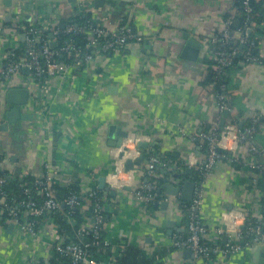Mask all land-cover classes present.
I'll return each mask as SVG.
<instances>
[{
	"label": "crops",
	"instance_id": "0c3cea01",
	"mask_svg": "<svg viewBox=\"0 0 264 264\" xmlns=\"http://www.w3.org/2000/svg\"><path fill=\"white\" fill-rule=\"evenodd\" d=\"M18 1L13 0V4ZM90 2L94 4V0H26V7L34 10L42 6L46 13L52 7L51 17L68 18ZM106 5L111 6L106 26L113 30L126 23L143 38L142 43L130 41L126 47L111 51L94 71L71 68L64 75L54 77L46 114V119L54 125L51 130L38 134L32 102L23 105V112L32 114V120L21 119L10 124L8 131H0V145L5 151V160L0 163L2 170L15 172L21 168L23 176L34 174L39 171L44 151L60 175L59 186H67L65 180L71 177L87 191L99 187V178L106 176L109 193L116 191L104 203L107 212L104 234L112 243L106 248L109 253L118 255L126 245L133 244L147 255H154L156 264H260L262 250L257 246L211 259L195 258L187 255V250H177L174 238L187 232L178 197L173 196L168 207L156 202L147 211V206L133 193L135 187L147 182L145 149L155 145L167 156L170 167L158 170L156 178L163 180L160 184L156 181L158 188L166 182L182 185L192 180L196 171L186 165L188 178H184V163L191 157L203 159L202 148L191 137L205 124L222 127L236 123L242 129L252 115L261 113L259 130L247 143L238 145L240 165L220 161L202 183V220L209 229L205 238L209 244H218L220 240L226 243L228 234L217 235L216 230L225 228L229 215L237 217L241 228L247 220L243 221L242 214L251 215L259 210L258 214L264 215V65H242L231 72L228 87L233 90L230 92L232 111L228 113L217 111L214 94L203 84L209 60L206 39L215 29L223 27L233 3L229 0H109ZM8 8L0 0V12ZM185 32L202 44L197 61L180 57L186 44ZM262 39L264 50V36ZM19 42L20 36L9 30L0 33V50L15 47ZM16 86L14 81L13 87ZM5 94L0 93V123L6 121L9 110ZM112 124L127 130L130 135L124 144L144 155L140 168L124 169L117 179L111 174L121 166L119 154L123 146L110 145ZM132 136L138 141L130 140ZM139 142L148 145L141 147ZM228 142L234 143L231 139ZM250 143L260 148L261 153L249 154ZM252 163L262 165V170ZM189 168L194 172L189 173ZM129 176L131 180H127ZM115 180L126 181L118 184ZM166 193L163 188L162 194ZM10 224L8 220L0 222V264H29L33 259L51 257L52 229L56 224L53 216L43 217L42 232L36 238L19 232L15 226L9 230Z\"/></svg>",
	"mask_w": 264,
	"mask_h": 264
},
{
	"label": "built area",
	"instance_id": "2783aa9c",
	"mask_svg": "<svg viewBox=\"0 0 264 264\" xmlns=\"http://www.w3.org/2000/svg\"><path fill=\"white\" fill-rule=\"evenodd\" d=\"M233 3L234 0H229ZM244 12L250 15L253 12L251 0H242ZM82 10H91L96 14V18L99 20V25H96L91 30V40L86 45V50L82 51L77 47L75 42L70 41L55 50L52 48L50 40H43L41 51L33 46L34 40L30 36L32 33H38V36H42V30L50 29L54 34H57L58 30L54 28L55 23L48 21L43 18L45 8L40 6L36 9H28L26 7V0H20L14 3L11 7L0 12V33L9 30L11 34L16 36L19 32L16 28L17 23H20V28L24 31L25 38L27 39L28 48L26 50L25 57L17 59L15 57V47H3L0 50V93L8 91L13 87L14 81H16V87H24L29 90V100L34 106V116L36 120L38 134L43 130H51V121L46 119V114L49 111V99L51 98L53 91L51 89V81L57 75L61 76L68 72L69 69H75L77 71L83 64L84 69L88 71H94L97 63L105 60L108 56V52L115 49L124 48L129 45L130 41H136L142 43L143 38L137 36L132 32L131 27L128 24H121L118 28L110 30L106 26L108 13L111 10V6L105 5L101 8H95L94 4L90 2L88 5H82ZM242 12L234 6L229 12V16L225 18L223 27L215 29L210 36L207 37L206 41L208 50L206 51L209 60L213 61L212 68L218 73V76H227L228 67L232 65L235 55L237 54L236 49L221 48L219 43L229 42L234 35L240 38L242 44H248V48L243 55L241 65L248 64H261L264 65V50H263V39L258 38L257 48L258 53L254 54L251 51V47L256 43L249 39L250 33L254 30V23L250 20H245L244 29H234L235 21ZM7 14H11V20L13 27L6 28L5 23ZM31 15V19L39 22L43 19L42 27L37 29L32 27L30 24H22L21 21L26 18L27 15ZM248 17V16H247ZM67 32L85 31V27H75L74 25H68L66 28ZM218 31V32H216ZM105 39L104 41L102 39ZM66 54L67 57H71V62H64L56 58L57 55ZM28 69V73L23 70ZM213 85V84H212ZM228 86H223V93H214L215 106L219 113H228L232 111L230 104V90ZM1 113V112H0ZM262 115L261 113H255L252 115L249 121V125L244 128H239L236 123L224 124V128L221 129L218 124H212L209 129L201 130L197 135L191 137L192 141H199L200 145H207V151L203 156L202 160L196 157H191L184 165H190L196 170L202 173L203 178L197 180L196 188L191 201L189 204L181 208V213L187 214V220L185 227L188 233L186 239H181L176 236L174 238V245L177 250L184 252L185 250H192L195 258H206L211 259L212 255H227L241 251L248 247L263 246L264 245V228L261 224L251 226L249 231L255 234L253 240L249 243H243V229L240 226L237 217L229 215V219L226 222L225 228H218L216 230L217 235L228 234V240L224 246L218 244H209L206 240V235L209 232L207 225L202 220V205H203V186L202 183L207 173L220 161L233 164L234 162L241 163V158L238 156L237 150L238 145L247 143L249 137L254 135L261 126ZM54 124V123H52ZM133 141L138 139L129 138ZM233 140L234 143L231 145L228 140ZM231 145V146H229ZM123 156L120 157V163L117 170L111 174V177L117 179L124 172L125 161L129 158L135 159L141 155L139 149H132L126 144L123 145L121 151ZM247 152L251 155L261 153V149L258 148L254 143H250L247 146ZM40 168L38 172H35L34 180L32 185L35 190L42 196L41 200H37L34 196L32 188L28 184H23L24 197L21 199L14 195H9L4 189L6 179L0 177V216H7V220L14 222L15 228L22 233L28 234L31 237H38L42 232L41 220L45 216L46 211H57L61 207V201L57 197L55 185L60 180V175L53 167L49 155L47 152L42 151V158L40 162ZM169 162L166 158L156 153H150L147 156V163L145 166V177L147 182L134 188L133 193L139 202L147 205L149 201H155L158 196L157 202L169 201L173 196L168 194L157 193V182L156 177L158 170L161 168L170 167ZM253 167H257L262 170V165L252 163ZM140 168V167H138ZM178 168V166H176ZM136 170V169H135ZM131 171H134L131 170ZM28 175V174H27ZM128 177L127 180H131ZM65 180V179H64ZM63 180V182H64ZM73 179L67 177L65 182L69 185ZM126 181V180H125ZM124 181V182H125ZM124 182H118L121 184ZM98 186H93L87 189L85 194L80 195L76 192H71L64 200L65 205L70 209V214L74 209L80 208L84 211L89 207V204H83V199H86L88 203H94L95 208L93 211V217L88 218V222L83 224L77 231L76 240L70 239L66 235H62L59 232V226L56 224L52 229V241L50 243V250L52 255L54 252H58L61 257L68 259L67 264H117L116 254H107L103 257H97L96 254L101 250V243L105 247H109L112 243L109 239L102 238L104 232V206L100 203L105 201L106 197H102L98 193ZM86 207V208H85ZM257 215L248 213L242 214L243 221L249 216L262 218ZM92 232V239H85L84 236ZM240 240V241H239ZM100 247L97 252L94 251V247ZM50 257V258H51ZM50 258L43 260L33 259L29 264H53L50 263ZM58 261V260H57ZM60 264V263H58Z\"/></svg>",
	"mask_w": 264,
	"mask_h": 264
},
{
	"label": "trees",
	"instance_id": "16d2710c",
	"mask_svg": "<svg viewBox=\"0 0 264 264\" xmlns=\"http://www.w3.org/2000/svg\"><path fill=\"white\" fill-rule=\"evenodd\" d=\"M234 6L239 10V12H242L241 15H239L237 17V19H239L241 21L239 27H235V25H233L234 29L236 30H242L240 29L241 27H243L244 29V22L245 20H250L251 22H253L255 25L254 30L250 33L249 35V39L251 41H254L256 43V41H258V38H261L264 36V0H251V4L253 7V12L250 15H247L244 12V8H243V4H242V0H234L233 1ZM78 11L77 13H75L74 15L68 17V18H58V16H54L50 18H46L48 21H53L55 23L54 28L58 30L57 34H54L53 31H51L50 29H44L42 30V36L39 37L38 33H32L30 36L33 38L34 40V44L33 46L37 49V51H41V47L43 45V40H50L51 43L53 41H56V45L52 46L53 49L58 50L60 49V47H62L63 45H65L66 43L73 41L75 42V44L77 45V47L79 49H81L82 51H85L86 49V45L87 43L91 40V30L94 26L99 25V20L96 18V14L91 11V10H82ZM45 13L43 18H45ZM229 16V13L226 14V17ZM248 16V17H247ZM58 18V19H56ZM43 21V19L41 20ZM39 22V19L36 21H33L32 19L27 20V18H24L22 22V24H30L32 23V27L37 29L39 27H42V22ZM13 23L12 20L7 21L5 23V26L7 29H9L10 27H13ZM125 24V23H124ZM68 25H74L75 27H85V31H76V32H67L66 28ZM16 28L19 32L20 36V42L18 47L13 50V52L15 53V57L17 59H21L23 57H25L26 55V50L28 48V43H27V39H21V36L24 34V31L20 28V23H17ZM218 32V31H216ZM51 34H53L54 36L51 37ZM103 41L105 40L104 38L102 39ZM221 48H226V49H236L237 50V54L234 57L233 63L232 65H230L227 69L228 71V75L227 76H218V73L216 71L213 70L212 63L213 61H209L208 60V68H207V72L205 75V78L203 80V84L210 87L209 90L214 94H221L223 93V86H229L230 84V75L231 72L237 68V67H241V60L243 59V55L245 53V51L248 48V44H242V42H240V38L236 37L234 35V37L227 43H219ZM257 43L255 45H253L251 47V51L254 54L258 53V48H257ZM89 50V49H86ZM111 53L108 52V55ZM56 58L58 60L64 61V62H71L72 58L71 57H67L66 54H60L57 55ZM84 68L83 64L81 65L80 69H78L77 71H82ZM213 84V85H212ZM228 95L230 96V104H231V95L230 93H228ZM232 106V105H231ZM212 124H205L203 126V130H207L209 129V127ZM249 125L246 124L245 126ZM225 125H223L222 127H220L221 129L224 128ZM253 136V135H252ZM250 136V138L252 137ZM197 144L200 145L199 141H197ZM200 147L202 148L203 154L206 153L207 151V145L203 144L200 145ZM145 154L148 156L150 153H156L161 155L162 157H166L164 154H162L159 149L157 148V146H152L151 149H145ZM5 151L1 148L0 145V163L4 162L5 160V155H4ZM234 166H239L240 163L239 162H234L233 163ZM183 168V177L184 178H188L187 174L185 173V165L182 166ZM0 177H3L6 179L5 181V185H4V189L5 191H7V193L11 196L14 195L15 197L21 199L22 197H24V193H23V184H28V186L30 188H32V191H34L33 196L37 199V200H41L42 196L39 194L38 191L35 190V187L32 185L34 178L33 174H28V175H19L16 176L15 172L13 171H9V170H2L1 166H0ZM203 178L202 173L198 170L195 171V173L191 176V179L194 181L197 180H201ZM158 184L162 183L163 180L162 178H156L155 179ZM55 188H56V192H57V197L59 198V200L61 201V207L59 210L57 211H46L45 215H50L53 216V218H55V223L57 226H59V232L62 235H66L67 237H69L70 239H77L76 235H77V231L78 229L85 224L86 222H88V218L89 217H93V211L95 208L94 203H88V201L86 199H83V204H89V207L86 208L87 211H81L80 208H76L73 210V212L70 214V209L66 206L63 205L65 198L71 193V192H76L79 193L80 195L85 194L86 191L82 190L80 184L76 181H72L69 185L67 186H59L57 183L54 184ZM98 193L100 196L102 197H106L107 199L109 198H113V195H111L108 191V189L105 190H101L100 188H98ZM158 199H161V196H158V198L155 201H149L147 203V211L151 210L154 206V204L158 201ZM102 204V206H104L105 201H101L100 202ZM189 204L188 202H182L181 203V208L184 209V207H186V205ZM262 212L264 214V204L262 207ZM184 221L186 222L187 220V214L184 212ZM104 219L106 221L107 219V212L104 211ZM7 220V216L2 215L0 216V222L4 223ZM257 224H261L262 227L264 228V215L262 218H258V217H252L249 216L246 220V224L245 227L242 228L243 229V238L241 239V241L243 243H249L253 240V238L255 237V234H253V232L249 231L251 226H255ZM181 236H179L181 239H186V237L188 236V233L185 232L183 234H180ZM106 235L103 232L102 238H105ZM85 239L91 240L92 239V232H90L89 234L84 236ZM240 241V240H239ZM209 243V242H208ZM212 244V243H210ZM213 245V244H212ZM218 245L224 246L225 243H222V241L220 240ZM101 247V250L99 252H97V250ZM100 247H94V251L97 252L96 256L97 257H103L105 255H107V253H109L108 251H106V248L103 245V242L101 243ZM110 254V253H109ZM215 255H212V257ZM155 256L152 255H147L143 250L139 249L136 245L133 244H128L125 246L124 250H122L120 252V254L117 255V264H156L155 262ZM211 257V258H212ZM41 260L45 261L44 258H42ZM58 260V261H57ZM50 263L53 264H67L69 261L67 258L65 257H61L59 255L58 252H54L53 256L50 258Z\"/></svg>",
	"mask_w": 264,
	"mask_h": 264
},
{
	"label": "water",
	"instance_id": "95a60500",
	"mask_svg": "<svg viewBox=\"0 0 264 264\" xmlns=\"http://www.w3.org/2000/svg\"><path fill=\"white\" fill-rule=\"evenodd\" d=\"M4 4L7 7H11L13 5V0H3ZM109 0H94V6L95 8H101L104 7ZM53 12L52 7H49L48 9V13H46L45 17L49 18L50 14ZM27 20L31 19V15H27L26 16ZM11 20V14H7L6 16V21H10ZM241 21L239 19H237L235 21V27H239ZM248 33H251V30H248ZM54 35L51 34V37H53ZM184 37L186 39V44L180 54V57L186 60H191V61H197L199 54H200V49L202 47V44L197 41L196 39L190 37L189 33L185 32ZM25 35L23 34L21 36V39H24ZM52 46L56 45V41H53ZM25 73H28V69H24L23 70ZM5 96L7 98V102H8V106H9V110L7 111L6 114V121H4L3 123H0V131H8L10 128V124L12 123H16L21 119H25V120H32L33 115L30 113H25L22 110L23 105L30 103L29 100V90L27 88L24 87H11L8 91L5 92ZM243 126V124L241 123V127ZM130 135V133L123 129L122 127L116 125V124H112L110 126V133H109V137H110V145L121 148L125 142V139L128 138ZM139 146L141 147H146L148 145V143L145 142H139L138 143ZM120 157L123 156V153L120 152ZM144 155H140L138 157H136L135 159L129 158L125 161V170L126 171H130L135 169V167H140L142 165V161H143ZM189 173L194 172V169L189 168L188 169ZM22 173V169L21 168H17L15 170V175L19 176ZM177 177H181L179 174L177 175ZM99 188L101 190H105L107 189V180H106V176H101L99 178ZM163 188L166 189V194L171 195V196H176L178 197L177 202L178 203H182V202H188L191 201L195 192V188H196V182L194 180H186L184 181V183L182 185H175L171 182H166L162 187H159L156 191L159 194H162L163 192ZM110 193L112 195L116 194V191L111 190ZM162 205L165 207H168L169 205V201H164L162 202ZM157 206H159V203H157ZM172 223H176L175 221H172ZM178 225H181L182 223L178 222ZM14 227V222H11L10 224V229H12ZM245 227V224L242 226ZM184 230V229H182ZM228 237V236H227ZM227 237H225V239L227 240ZM258 248H261V256L262 259H260V264H264V245L263 246H257ZM186 254L188 255H193V251L192 250H187Z\"/></svg>",
	"mask_w": 264,
	"mask_h": 264
},
{
	"label": "bare ground",
	"instance_id": "6f19581e",
	"mask_svg": "<svg viewBox=\"0 0 264 264\" xmlns=\"http://www.w3.org/2000/svg\"><path fill=\"white\" fill-rule=\"evenodd\" d=\"M130 177V176H129ZM115 183H118L116 180L114 181Z\"/></svg>",
	"mask_w": 264,
	"mask_h": 264
}]
</instances>
